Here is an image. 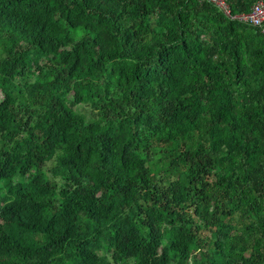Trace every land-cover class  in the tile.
<instances>
[{
    "label": "trees",
    "instance_id": "16d2710c",
    "mask_svg": "<svg viewBox=\"0 0 264 264\" xmlns=\"http://www.w3.org/2000/svg\"><path fill=\"white\" fill-rule=\"evenodd\" d=\"M119 262L264 264V33L212 0H0V264Z\"/></svg>",
    "mask_w": 264,
    "mask_h": 264
},
{
    "label": "built area",
    "instance_id": "2783aa9c",
    "mask_svg": "<svg viewBox=\"0 0 264 264\" xmlns=\"http://www.w3.org/2000/svg\"><path fill=\"white\" fill-rule=\"evenodd\" d=\"M221 6L224 11L233 19H238L242 22L251 24L261 28L264 33V0H260L252 6L249 12H244L240 14H232L229 6L225 0H212Z\"/></svg>",
    "mask_w": 264,
    "mask_h": 264
},
{
    "label": "rangeland",
    "instance_id": "374dc122",
    "mask_svg": "<svg viewBox=\"0 0 264 264\" xmlns=\"http://www.w3.org/2000/svg\"><path fill=\"white\" fill-rule=\"evenodd\" d=\"M103 252H101V254H102ZM120 264H124V263H121V262H119Z\"/></svg>",
    "mask_w": 264,
    "mask_h": 264
}]
</instances>
